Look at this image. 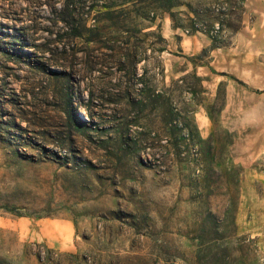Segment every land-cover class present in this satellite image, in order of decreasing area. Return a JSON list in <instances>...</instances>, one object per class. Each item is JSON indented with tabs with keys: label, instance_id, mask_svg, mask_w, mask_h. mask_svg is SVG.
<instances>
[{
	"label": "rangeland",
	"instance_id": "374dc122",
	"mask_svg": "<svg viewBox=\"0 0 264 264\" xmlns=\"http://www.w3.org/2000/svg\"><path fill=\"white\" fill-rule=\"evenodd\" d=\"M243 1L0 0V264H264V86L193 71Z\"/></svg>",
	"mask_w": 264,
	"mask_h": 264
},
{
	"label": "crops",
	"instance_id": "0c3cea01",
	"mask_svg": "<svg viewBox=\"0 0 264 264\" xmlns=\"http://www.w3.org/2000/svg\"><path fill=\"white\" fill-rule=\"evenodd\" d=\"M243 6L245 14L252 16L251 22L238 31L234 45L228 48L214 46L213 38L204 36L205 42L200 43L196 50L208 46L210 54L206 62L194 66L195 74L207 76L216 71L215 73L220 76L239 79L247 86H264V0H244ZM189 36L195 35L184 34L182 39ZM204 81L208 82V80ZM225 112L226 108L222 109L221 114ZM197 122L200 133L208 135L211 127L208 114L200 112ZM25 223L26 221L10 220L9 228L16 231L23 239L50 244L49 241L55 232L46 225V222H39L32 227H25ZM4 225L6 224L3 222V217L0 216V226Z\"/></svg>",
	"mask_w": 264,
	"mask_h": 264
},
{
	"label": "trees",
	"instance_id": "16d2710c",
	"mask_svg": "<svg viewBox=\"0 0 264 264\" xmlns=\"http://www.w3.org/2000/svg\"><path fill=\"white\" fill-rule=\"evenodd\" d=\"M149 20V19H147ZM129 30V29H127ZM142 34L144 36H147L148 34L147 33H143ZM128 37V36H127ZM213 38V37H212ZM128 42L129 41H125L123 42L124 45H125V49L121 50L120 52H115L113 51L110 55H109V61H116L118 62L120 65H129L130 66V69H131V75L133 76H136L137 75V72H136V69H137V65L138 63L140 62L141 58L138 57V46H133L131 48H129L128 46ZM144 58H142V60H144ZM117 68V67H116ZM112 88H111V85L110 86H104L102 89H100V93H99V99L103 101V104L105 103H110L111 101L110 100V94H112ZM128 92V91H127ZM96 93H94L93 91L90 92V97H93L95 96ZM97 96V95H96ZM90 100H92L90 98Z\"/></svg>",
	"mask_w": 264,
	"mask_h": 264
}]
</instances>
